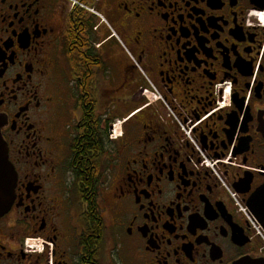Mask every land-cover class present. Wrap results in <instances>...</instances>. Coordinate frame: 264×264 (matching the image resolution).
Listing matches in <instances>:
<instances>
[{
    "label": "flooded vegetation",
    "instance_id": "af4514ba",
    "mask_svg": "<svg viewBox=\"0 0 264 264\" xmlns=\"http://www.w3.org/2000/svg\"><path fill=\"white\" fill-rule=\"evenodd\" d=\"M260 19L264 0H0V264H264Z\"/></svg>",
    "mask_w": 264,
    "mask_h": 264
},
{
    "label": "water",
    "instance_id": "95a60500",
    "mask_svg": "<svg viewBox=\"0 0 264 264\" xmlns=\"http://www.w3.org/2000/svg\"><path fill=\"white\" fill-rule=\"evenodd\" d=\"M16 181V171L9 160L8 147L0 133V217L9 211L13 204L15 197ZM237 264L252 263L246 261Z\"/></svg>",
    "mask_w": 264,
    "mask_h": 264
},
{
    "label": "built area",
    "instance_id": "2783aa9c",
    "mask_svg": "<svg viewBox=\"0 0 264 264\" xmlns=\"http://www.w3.org/2000/svg\"><path fill=\"white\" fill-rule=\"evenodd\" d=\"M262 21V20H261ZM230 96V89L226 90L225 91V96H224V99L227 100ZM229 160H230V157H225V158H222V159H219V160H215L217 162L213 163V161H210V160H206L205 159V163L207 165V167L209 168H212L215 173L217 175H219V170L215 167V165L218 163V162H221V164H224V165H228L229 164ZM219 164V163H218ZM204 165V164H203Z\"/></svg>",
    "mask_w": 264,
    "mask_h": 264
},
{
    "label": "rangeland",
    "instance_id": "374dc122",
    "mask_svg": "<svg viewBox=\"0 0 264 264\" xmlns=\"http://www.w3.org/2000/svg\"><path fill=\"white\" fill-rule=\"evenodd\" d=\"M215 162H217V161H213V163H215ZM219 163V164H218ZM216 165H215V167L219 170V172H220V165H224V164H221V162H218ZM204 164V165H203ZM230 164V163H229ZM228 164V165H229ZM202 166H204V167H207V165H206V163H205V158H203V163H202ZM225 166H227V165H225ZM208 168V167H207ZM208 169H210V170H212L214 173H215V171L212 169V168H208ZM216 174V173H215ZM217 175V174H216ZM218 176V175H217Z\"/></svg>",
    "mask_w": 264,
    "mask_h": 264
}]
</instances>
